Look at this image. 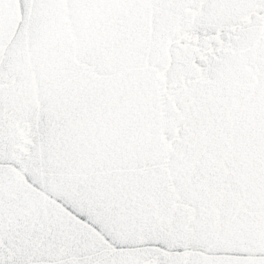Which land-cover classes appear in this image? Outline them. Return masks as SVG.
I'll use <instances>...</instances> for the list:
<instances>
[{
	"label": "snow or ice",
	"instance_id": "obj_1",
	"mask_svg": "<svg viewBox=\"0 0 264 264\" xmlns=\"http://www.w3.org/2000/svg\"><path fill=\"white\" fill-rule=\"evenodd\" d=\"M0 264H264V0H0Z\"/></svg>",
	"mask_w": 264,
	"mask_h": 264
}]
</instances>
